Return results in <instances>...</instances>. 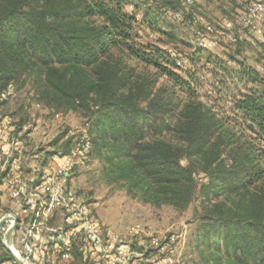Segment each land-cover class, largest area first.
I'll return each mask as SVG.
<instances>
[{
  "label": "rangeland",
  "instance_id": "374dc122",
  "mask_svg": "<svg viewBox=\"0 0 264 264\" xmlns=\"http://www.w3.org/2000/svg\"><path fill=\"white\" fill-rule=\"evenodd\" d=\"M246 3L247 0H198L188 9L182 0H124V12L135 19L132 37L111 47L103 59L124 73L129 82L149 83L159 98L174 102L164 114L170 130L154 134L157 138L179 145L182 136L176 123L185 115L187 105L200 102L217 122L216 133L226 138L227 150L236 148L245 157H254L256 145L263 146L256 134L246 128L250 121L236 106V100L243 95L264 94V43L248 34L239 22ZM225 29L238 32L237 40L223 35L219 41V32ZM200 38H205L207 44L199 45ZM216 40L218 45L213 44ZM153 47L171 55L173 63L164 64L191 83L195 96L175 86L154 64L130 53L131 49L148 53ZM31 62V67L20 71L12 81L15 95L4 103L3 112L13 115L14 123L24 130L30 153L35 155L42 150L45 156L63 157L73 150L76 202L86 204L85 216L98 222L100 233L118 234L123 237L127 252L142 253L143 259H135L134 264H145L156 257L152 237L164 240L171 234L182 235L175 246L179 264H228L225 258L214 260L224 249L213 255L200 234L208 208L220 202L231 206L234 196H238L230 195L220 183L207 187L209 182L200 169V158L184 157V165L193 163L196 187L190 200L177 205L172 201L173 195L139 174L130 157L120 151L118 141L102 137L109 131L107 112L99 109L96 92L77 110H70L66 102L49 101L41 88L46 68ZM38 103L40 106H36ZM248 188L262 190L264 180ZM1 208L6 209V203L1 202L0 207V213L5 212ZM78 218L82 216H74V221ZM137 224L143 232L133 235L128 228ZM3 233L0 229V247L6 253ZM5 257L14 260L10 252Z\"/></svg>",
  "mask_w": 264,
  "mask_h": 264
},
{
  "label": "trees",
  "instance_id": "16d2710c",
  "mask_svg": "<svg viewBox=\"0 0 264 264\" xmlns=\"http://www.w3.org/2000/svg\"><path fill=\"white\" fill-rule=\"evenodd\" d=\"M123 4L124 0H0V90L34 60L46 68L41 88L47 100L66 102L70 110H77L96 92L99 109L107 112L109 131L102 137L118 141L139 174L173 195L177 205L190 200L196 187L193 163L184 165L182 159L199 157L207 187L220 183L238 196L231 206L220 202L208 208L201 240L213 255L224 249L214 256L216 262L225 258L228 264H264V188H248L264 180V94L236 100L250 121L246 128L263 144L256 145L254 157L236 148L227 150L226 138L216 133L217 122L200 102L187 105L176 123L182 136L179 145L157 138L170 130L164 114L174 102L159 98L149 83L129 82L103 59L111 47L132 37L135 19L124 12ZM130 53L154 64L181 90L197 94L189 81L164 64L173 63L168 52L153 47L148 53ZM101 125L106 130L103 121Z\"/></svg>",
  "mask_w": 264,
  "mask_h": 264
},
{
  "label": "built area",
  "instance_id": "2783aa9c",
  "mask_svg": "<svg viewBox=\"0 0 264 264\" xmlns=\"http://www.w3.org/2000/svg\"><path fill=\"white\" fill-rule=\"evenodd\" d=\"M145 1L155 2L156 0ZM182 1L188 9L198 2V0ZM178 15L180 14L178 13ZM239 20L240 24L247 29L248 34L264 43V0H247L245 12ZM219 33V41L223 35H228L232 40L238 38V32L232 29H225ZM198 43L201 46L207 44L205 38H200ZM213 44L216 45L217 40L213 41ZM15 89L14 82H10L6 88L0 90V175L4 174L0 177V190L9 194L16 207L14 212L4 215L11 216V219L1 230L7 232L14 223V217L18 218L17 227L25 226L23 254L17 252L13 247L20 258L25 264L58 263L57 258L48 255L45 248L37 245L34 239L37 233H42L45 230L42 222L61 210L63 211V223L56 228V232L65 236L70 242L74 240L73 244L58 246L62 252V259L71 260L73 249L75 246H79L89 255L88 264L96 262L99 264H134L135 259L142 260V253L125 251L126 245L122 236L118 234L102 235L98 222L92 217L85 216L86 204H77L72 182L73 150L65 155L64 161L54 172H51L40 154L35 153L34 155L27 151L23 140L24 130L21 128L12 132L8 128L7 124L12 123L14 119L11 114H4L3 107L4 103L15 95ZM36 106H40V104L38 103ZM31 158L36 161L34 166L29 165ZM54 159L56 158L54 157ZM28 166H31V169ZM76 215L82 216V218L74 221ZM79 229H82V234L78 233ZM128 229L133 235L143 232L139 224ZM181 237L182 235L176 234H171L164 240L156 236L152 237L151 244L157 249L154 253L156 257L154 256L145 264H179L175 258L177 254L175 246L181 241ZM4 243H6L5 240ZM162 254L165 256H161ZM0 264H7V262L3 261ZM140 264L142 263L140 262Z\"/></svg>",
  "mask_w": 264,
  "mask_h": 264
},
{
  "label": "crops",
  "instance_id": "0c3cea01",
  "mask_svg": "<svg viewBox=\"0 0 264 264\" xmlns=\"http://www.w3.org/2000/svg\"><path fill=\"white\" fill-rule=\"evenodd\" d=\"M4 114H9V113H4ZM13 116V115H12ZM8 128L13 132L14 130H18L20 129L19 126H17L13 122L7 124ZM26 136H24L23 140L25 141V145L27 147V151H29L28 149V141L25 138ZM38 153L40 155H42L41 158H43V161H45V165L46 167L49 168V170L51 172H54L57 167L59 166L60 163H62L65 159V155L63 157L56 155H44V151L40 150L38 151ZM59 154H61L60 151H58ZM57 156V157H56ZM54 157L56 159H54ZM35 159L31 158L29 161V165H33L35 164ZM41 163V161H40ZM31 169V166H28ZM29 170V169H28ZM30 171V170H29ZM4 174H1L0 177H2ZM1 202L6 203V210L5 212L3 211V209L1 208V210L3 212L0 213V218H2L4 215H8L11 212H14L16 210L14 201L11 199V197L9 196V194L3 192L0 190V207H1ZM21 220V218H20ZM63 223V211H57L55 212L50 218H48L46 221L42 222V225L45 227V230H43L42 233H37L36 237H35V243L39 246H42L45 248V251L47 252L48 255H53L57 258L58 263L57 264H88L90 259H89V255L86 254L84 252V250H82V248H80L79 246H75V249H73V253H72V258L71 260H64L61 258V250L59 249V245H70L73 244V241H69L66 239L65 236H61L60 233L56 232V228H58L61 224ZM25 226H18L16 228V231L14 232V234L12 235V239L10 241V245L12 247H14L17 251L21 252V254H23V248H24V244H23V236L25 234ZM4 240L6 241V232L3 233V244L4 247H6V249L8 250L6 243H4ZM74 248V247H73ZM127 247L125 248L126 251ZM9 251V250H8ZM76 252H79V254H77ZM4 250L0 247V263L5 261L7 262V264H14L15 260H11V259H7L4 256ZM12 255V254H11ZM76 256V257H75ZM80 260H79V259ZM79 260V261H78ZM97 264V262L95 263ZM99 264V263H98Z\"/></svg>",
  "mask_w": 264,
  "mask_h": 264
},
{
  "label": "water",
  "instance_id": "95a60500",
  "mask_svg": "<svg viewBox=\"0 0 264 264\" xmlns=\"http://www.w3.org/2000/svg\"><path fill=\"white\" fill-rule=\"evenodd\" d=\"M11 219V216H3L0 218V229L4 227V225ZM18 225V218L14 217V223L12 226L8 229L6 232V246L10 253L12 254V257L14 258L15 262L17 264H25V262L20 258L18 253L15 251V249L10 245V241L12 239V235L16 231Z\"/></svg>",
  "mask_w": 264,
  "mask_h": 264
},
{
  "label": "bare ground",
  "instance_id": "6f19581e",
  "mask_svg": "<svg viewBox=\"0 0 264 264\" xmlns=\"http://www.w3.org/2000/svg\"><path fill=\"white\" fill-rule=\"evenodd\" d=\"M11 244V243H10ZM18 252V251H17Z\"/></svg>",
  "mask_w": 264,
  "mask_h": 264
}]
</instances>
